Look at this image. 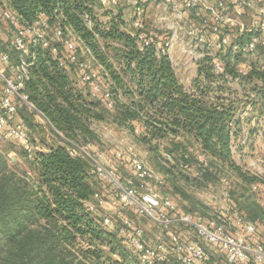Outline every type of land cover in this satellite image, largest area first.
Returning a JSON list of instances; mask_svg holds the SVG:
<instances>
[{"label":"trees","instance_id":"obj_1","mask_svg":"<svg viewBox=\"0 0 264 264\" xmlns=\"http://www.w3.org/2000/svg\"><path fill=\"white\" fill-rule=\"evenodd\" d=\"M4 3L23 23L44 15L63 30L70 26L91 51L113 107L106 106L104 93L94 96L80 83L75 66L73 74L60 66L49 48L37 47L25 92L52 123L59 141L50 144L41 138L46 148L29 158L31 176L11 171L0 152V264H124L112 257L116 250L123 252L117 224L113 219L105 224L104 217L90 208L99 204L96 193L108 198L111 184L103 183L100 188L102 178L93 162L71 155L60 134L74 145L93 146L100 141L94 124L111 120L132 133L141 128L140 136L155 157L158 141L174 135L186 143L195 142L212 160L241 171L233 158L232 140L255 119L240 117L242 104H251L258 120L264 118V44L259 43L249 55L224 46L215 58L205 56L199 62L198 76L187 89L169 53L161 50L169 31H158L152 43L141 49L138 32L126 28L121 14H109L108 22L94 16L97 0H0ZM253 37L254 33L245 32L231 40L245 44ZM241 56L251 57L244 68H240ZM216 60L221 61L222 72L215 69ZM230 79L250 86L245 89L249 94H244L248 102L240 99V92L227 87ZM27 108L18 109L25 125L33 116ZM257 130L249 126V138L253 139ZM28 136L31 142L29 132ZM247 216V221L264 227L262 209ZM106 243L108 251L104 250ZM170 260L177 262L171 257L165 261Z\"/></svg>","mask_w":264,"mask_h":264},{"label":"rangeland","instance_id":"obj_2","mask_svg":"<svg viewBox=\"0 0 264 264\" xmlns=\"http://www.w3.org/2000/svg\"><path fill=\"white\" fill-rule=\"evenodd\" d=\"M97 1L98 4L94 10V16L102 22H108L111 18L109 15L111 13L115 16L121 14L129 31H141L134 25L136 20V1H138L141 6L146 7L143 16L146 21V29L144 30L152 29L160 32L171 30L173 34L177 33L183 40L179 41L170 51V56L180 82L187 89L192 87L197 64L203 58L199 56L207 49L205 45L200 43L191 46L193 40L186 33L185 24L179 22L174 10L164 11L160 6L152 3L147 5L148 1L146 0ZM261 8L259 7L258 11ZM201 12L203 13V11ZM190 18L195 22H191L192 24L188 23L189 25H199L200 20L196 21L194 15L190 14ZM12 29L9 23L6 22L4 24L0 37V50L10 51L12 54L11 63L14 64L19 60V54L11 44ZM48 33L53 36V29H50ZM224 33L230 38L234 37L232 33ZM260 43L264 44V39H261ZM215 52L217 53V49L209 51V53ZM110 55L114 56V53H110ZM241 57V66H239L244 68L250 62L251 57ZM91 63L94 69H98L96 62L92 61ZM188 77H190L189 81H187ZM229 81L227 87L240 92V99L245 98V93L249 94L247 90L250 86L248 84L242 86L239 81L231 79ZM79 86L81 87V85ZM2 91L3 81L0 77V96ZM247 98L245 99L248 102ZM27 109L33 113L30 124H26L27 131L31 136V150L27 149V145L19 139L8 136L5 131L0 132V152L6 156L10 170L19 176L32 175L29 158H33L35 152L46 148L41 138L50 144L58 143L59 141L53 132V126L46 120L37 117L30 108ZM239 112L242 119L255 118L252 123L244 127V132L237 139L234 138L232 140L233 158L236 167L240 166V172L229 164L212 160L211 157L201 151L195 142L186 143L180 136L171 135L158 141L160 144L159 153L155 157L150 152L149 144L144 142L140 136L141 128L138 127L136 132L132 133L126 127H120L111 120L98 121L94 124V128L100 136V141L96 144L93 143L90 149L93 151L96 149L100 150L103 155L105 153L108 160H105L106 166L118 170L122 183L131 182L134 188L138 190V196H141L144 191H157L169 196L179 211L201 212L206 216L221 215L224 223L229 227L233 225L232 229H236L235 231L241 235L245 234L246 240L250 239L252 242L264 243V227H258L256 233L247 234L245 230H242L243 228L235 224V216H241L245 220H249L250 218L247 216L249 212H255V209L264 211V118L259 119L261 121L258 122L259 117H255L258 113L255 112L251 104H242ZM12 122L13 124L21 123L19 111ZM249 126L258 128L257 133L255 135L252 134L253 139L249 138ZM134 157H137L147 165V168L151 169L153 173L151 177L146 179L138 177L137 171L132 165ZM103 183L109 184L110 182L102 179L98 186L101 188ZM107 190L110 201L107 202L106 209H100L101 217L111 216L110 219H113V222L117 225L122 224L125 219L132 220L137 226L145 228L146 237L152 243L162 228L158 227L148 216L140 215L134 207H129L122 203L112 183L108 185ZM185 230L182 229L183 232ZM187 236H189L191 241L197 242L199 240L196 235L188 234ZM119 242L123 252L116 250L112 256L113 258L120 259L124 264H142L136 255L133 245L124 236L119 237ZM109 248V244L106 243L104 250L108 251ZM206 248L211 255V260L204 264H246L243 262L230 263L224 252L211 245H206ZM158 264L180 263L170 260V262L163 261Z\"/></svg>","mask_w":264,"mask_h":264},{"label":"built area","instance_id":"obj_3","mask_svg":"<svg viewBox=\"0 0 264 264\" xmlns=\"http://www.w3.org/2000/svg\"><path fill=\"white\" fill-rule=\"evenodd\" d=\"M146 1L148 4L160 6L164 11L174 10L176 12L179 22L185 24L186 33L193 40L191 46L199 43L205 45L207 50L199 57L204 58L209 55L215 58L216 52L209 53V51L217 49L218 52L224 46H230L234 52L249 55L256 50L262 39L260 35H256L249 42L239 44L231 40L221 28L228 13L239 12L247 6H252L254 4L252 0ZM260 1L264 3V0ZM145 10L146 7L136 1L134 25L141 30L138 32L141 49L149 46L154 37L158 35L157 30H144L146 29V21L143 19ZM203 10L208 12L209 17H201L200 24L197 26L189 25L188 23H191L190 14L200 17ZM210 17L213 18V32L218 35L217 41L208 40L205 36L206 29L210 25ZM50 19L49 16L40 15L32 23H23L7 4H0V37L4 24L9 23L13 28L11 44L19 54V60L12 64L11 52L0 50V77L3 81V91L0 96V132L5 131L8 136L19 139L27 145L29 150L31 148L26 125L22 121L19 124L12 122L18 115L19 107L27 106L37 117L52 125L46 115L30 101L25 92L27 82L31 78V67L37 58V47L49 48L51 54L58 59L60 66L73 74L75 66V73L80 83L88 86L94 96H103L104 93L106 106L113 107L107 86L100 78L98 69L92 66L91 51L77 39L70 26H65L63 30L60 25L53 24ZM85 20L88 25L92 24L88 15L85 16ZM252 23L256 30L264 31V7L253 17ZM50 29L54 31L53 36L48 33ZM168 31L170 36L161 50L170 55V51L183 39L177 33L173 34L171 30ZM156 47L159 49V46ZM215 67L217 72H222L220 60H216ZM60 135L68 142L71 155L83 156L93 162L97 174L116 188L122 203L134 207L140 215L148 216L158 227L162 228L151 243L146 237L145 228L137 226L132 220L125 219L122 224L117 225L118 234L124 236L133 245L142 264H158L170 257L180 264L205 263L211 258L206 245H211L224 252L230 263L264 264V243L246 240L245 234L241 235L235 231L236 229H232L233 225L229 227L224 223L223 216H206L201 212L179 211L169 196L153 190L144 191L141 196H138V190L130 181L127 184L122 183L117 170L106 166L102 152L93 151L90 146L74 145V142ZM132 163L139 178L146 179L152 176L151 169L147 168V165L137 157L132 159ZM95 197L100 199V202L104 200L99 193H96ZM90 208L95 209V206L91 205ZM110 217L104 216L105 224L112 223ZM235 218V224L243 228L242 230H245L247 234L256 233L258 226L255 223L241 216H235ZM182 229L186 230L183 232ZM188 234L196 235L199 240L191 241L189 236L186 237Z\"/></svg>","mask_w":264,"mask_h":264},{"label":"crops","instance_id":"obj_4","mask_svg":"<svg viewBox=\"0 0 264 264\" xmlns=\"http://www.w3.org/2000/svg\"><path fill=\"white\" fill-rule=\"evenodd\" d=\"M252 1L254 2V4L252 6H247L244 9H242L241 11H239V12H230V13L227 14V16L225 17V20L221 24V28H222L223 32L232 33V36H234V37H236V36L237 37L238 36L241 37L245 32H252V33H254V36L255 35H260L261 38L264 39V31H262V30H256L253 27V23H252L253 22V17L259 12L258 11L259 10V7H264V3L261 2L260 0H252ZM201 17H209L208 12L205 11V10H203L202 15L200 17H196L194 19L196 21L197 20H201ZM209 19H210V23L211 24L206 29L205 36H206V38L208 40L217 41L218 40V35H217V33L213 32V29H212V26L214 24L213 23V18L210 17ZM189 20L191 22H195V21H192L191 18H189ZM258 31H260V32H258ZM198 67H199V63L197 64V71L195 73V78L198 76ZM188 78L189 79H187V81L190 80V77H188ZM95 151H100V150H97L96 149ZM104 155H105V153H104ZM104 159L107 160L106 155H105V158ZM96 201H98L99 204L97 205V207L95 206L94 212L96 214H101L100 209L101 208H105L107 202L110 201V199L107 198V201H106V199H104L102 202H100V199H96ZM200 264H204V263H200Z\"/></svg>","mask_w":264,"mask_h":264}]
</instances>
